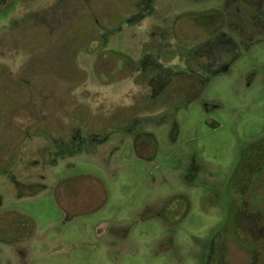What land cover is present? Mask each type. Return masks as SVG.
Returning <instances> with one entry per match:
<instances>
[{"label": "rangeland", "instance_id": "obj_1", "mask_svg": "<svg viewBox=\"0 0 264 264\" xmlns=\"http://www.w3.org/2000/svg\"><path fill=\"white\" fill-rule=\"evenodd\" d=\"M12 1L0 14V62L13 71L30 43L40 51L94 17L106 46L129 63L116 71L104 63L107 79L36 81L22 90L31 93L26 107L3 111L10 126H32L33 135L21 134L0 158V264H255L243 233L259 230L235 223L232 185L258 159L254 145L264 136V34L249 47L246 32L233 35L244 23L240 3ZM216 8L230 11V70L213 68L205 90L188 91L181 108L148 109L169 80L190 75L186 61L197 56L202 74L217 62L216 50L180 41L199 34L193 18L174 23L179 12ZM252 21L264 25V16ZM28 57L39 63L42 55ZM77 61L91 60L81 50ZM120 113L132 125L117 123Z\"/></svg>", "mask_w": 264, "mask_h": 264}, {"label": "flooded vegetation", "instance_id": "obj_2", "mask_svg": "<svg viewBox=\"0 0 264 264\" xmlns=\"http://www.w3.org/2000/svg\"><path fill=\"white\" fill-rule=\"evenodd\" d=\"M81 1L82 0H80V2ZM86 1L88 0H83V3L85 4ZM237 2L240 3V6L236 11L243 18L244 23L242 27L237 24V27L233 26L231 30L233 35L239 39H241L246 32V37H243V41L241 42L248 44L249 47L254 41L257 42L260 36L264 34V27L261 28V26L264 25L258 24V26L256 25L257 27L255 25L253 26L254 23L252 21V17H256V20L260 22V17L262 15L264 16V0H237ZM252 2L258 3L256 8L251 7L255 6ZM12 3V0H0V14L6 12V10L12 6ZM74 4L75 1L72 0L71 5ZM77 4L78 6L80 5V3ZM96 4L99 8L101 7L98 3ZM179 13L180 15L178 18H174V23L193 18V22L197 25L195 27L199 28V30H197L199 34L194 38H188L182 35V38L179 37L180 41L187 45L189 44L188 42L192 44L200 43L203 48L216 50V52H219L214 57V60L217 62L212 61L214 63L210 65L211 67L209 66L210 69L207 70L206 68V73L202 74L198 71V68L202 66L203 63L198 60L197 56L186 61L185 63L187 65L191 64V68H189L190 75L183 78L180 77V75L169 80L168 83L164 85V89L148 104V109L160 107V110H163L166 107H183V103L187 101L185 100V96L188 94V91H190L192 95L198 94L200 91L203 92V86L205 90L208 86V81L214 77L215 72H218V75H220L230 70V60H233V57H235L230 54V40L232 39L230 35L232 32L228 34L231 31L229 28V10L216 8L198 12L191 11L186 14ZM214 17H217L215 19L216 23H213ZM84 19L85 18H80L74 24H71V26H67L62 39L57 42L47 43L48 46L40 51H38V47L35 43H30V45L26 47L27 51L24 65L20 67L19 70L13 71L11 68L7 67L5 62H0L1 159L3 152L4 154H11L16 144H19L21 134L24 138L33 135L31 132L32 126L25 129H17L15 126H10V120L4 119L6 115L4 116L3 111L6 114L7 109H9V112L13 113V111L26 107L23 104L25 102H23V97H29L31 93L23 94L22 90H31L34 82L42 80H62L64 82L87 81L92 76L98 79H107L109 74L102 69L104 63L105 65L108 62H110V64L116 63L114 67L115 71L118 70L119 65H123L122 67L120 66L121 69L129 63V59L126 56L119 53L115 48L106 46L105 39L100 34L103 27L98 18L94 17V19L90 20L92 21V25H84ZM90 33H92L91 36ZM33 50L35 54L38 53V57L42 55L39 63H32V60L28 57ZM81 50H84L91 60L85 67L79 66L77 61V52ZM213 68L215 72L212 70ZM109 73L111 74V72ZM116 73L111 75L115 76ZM187 80L190 81L189 86L186 85ZM120 115L121 113L117 115V123L122 124L123 122L120 121ZM70 120L72 121L73 118ZM123 124L127 126L132 125L130 120L125 121ZM254 146L257 147L255 151H257L256 154L258 155V159L254 160L252 166L249 165V172H241L239 178L236 179L232 185V187L238 191L240 198L239 206H236L237 219L235 223H242L244 226L247 224L251 225L252 223L258 227V237L253 238L243 233V238L254 243V247L257 251L254 260L255 264H264V136L261 140H258ZM221 236L226 237V233L224 232ZM254 240H256V243L253 242ZM214 258L216 259V256Z\"/></svg>", "mask_w": 264, "mask_h": 264}]
</instances>
